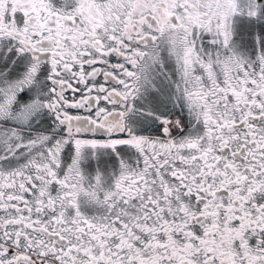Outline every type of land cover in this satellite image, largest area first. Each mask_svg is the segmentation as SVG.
<instances>
[{
	"label": "snow or ice",
	"instance_id": "obj_1",
	"mask_svg": "<svg viewBox=\"0 0 264 264\" xmlns=\"http://www.w3.org/2000/svg\"><path fill=\"white\" fill-rule=\"evenodd\" d=\"M0 264H264V0H0Z\"/></svg>",
	"mask_w": 264,
	"mask_h": 264
}]
</instances>
